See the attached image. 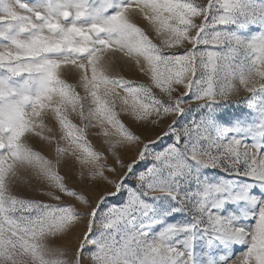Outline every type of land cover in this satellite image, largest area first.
Instances as JSON below:
<instances>
[{
    "label": "snow or ice",
    "instance_id": "obj_1",
    "mask_svg": "<svg viewBox=\"0 0 264 264\" xmlns=\"http://www.w3.org/2000/svg\"><path fill=\"white\" fill-rule=\"evenodd\" d=\"M0 264H264V0H0Z\"/></svg>",
    "mask_w": 264,
    "mask_h": 264
},
{
    "label": "rangeland",
    "instance_id": "obj_2",
    "mask_svg": "<svg viewBox=\"0 0 264 264\" xmlns=\"http://www.w3.org/2000/svg\"><path fill=\"white\" fill-rule=\"evenodd\" d=\"M25 2H30V0H25ZM133 20L139 27H141L145 31V33L147 35H149V37L151 39H153L154 42L159 43V39L156 37L155 32L153 31L152 27L149 25L147 20L143 19L142 17H134ZM116 70L119 71L120 74L123 75L126 79H130V80H133V81H136L139 83H145V84L150 83L149 78L146 77L142 72H140L134 63H123L119 60V57L117 58ZM60 71H61L62 78L68 80L70 83L75 82L76 74L74 71L69 70L67 68H63ZM79 90L80 89H78V91ZM155 91L157 93H159V90H155ZM248 95L249 94L241 88V90L238 94V97H236V98H238L240 100H245L248 97ZM122 119L126 123V125H128L130 128H132L134 131H140V129L136 126V124L129 117L122 116ZM170 122H171L170 117L165 119V123H170ZM152 138L153 139L155 138L154 134H152ZM89 139H90L91 143L93 144V146L97 150H101V151L103 150V148L101 147L100 138H97L95 136L90 135ZM30 143L35 150L40 151V152H42V154L49 156L51 158L55 145L49 146L43 140H41L39 137H32V139L30 140ZM132 155H133V153H131V152L125 153V159L130 160ZM109 163H111V161H109ZM61 174H64L63 170H62ZM68 186L74 187V188H77V190L83 191V189H81L75 181H69ZM19 191L22 195H25V196H31L32 195V193L29 192L26 189V187L23 185L21 186ZM34 198L40 199V200L47 202V203H53V204H55V203H76L70 197H64V199L60 202H57L55 200H50L46 196H35ZM56 244H57V246L71 247V245H69L66 240L65 241H57Z\"/></svg>",
    "mask_w": 264,
    "mask_h": 264
}]
</instances>
